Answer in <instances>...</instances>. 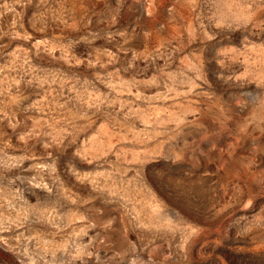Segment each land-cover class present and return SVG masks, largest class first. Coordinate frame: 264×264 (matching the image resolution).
Listing matches in <instances>:
<instances>
[{
  "label": "rangeland",
  "instance_id": "374dc122",
  "mask_svg": "<svg viewBox=\"0 0 264 264\" xmlns=\"http://www.w3.org/2000/svg\"><path fill=\"white\" fill-rule=\"evenodd\" d=\"M0 264H264V0H0Z\"/></svg>",
  "mask_w": 264,
  "mask_h": 264
}]
</instances>
